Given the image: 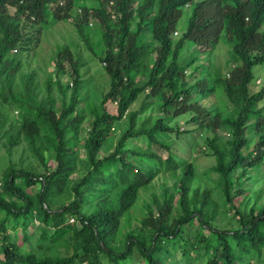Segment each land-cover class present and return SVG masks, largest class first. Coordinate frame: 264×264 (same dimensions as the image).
Here are the masks:
<instances>
[{"label":"trees","instance_id":"trees-1","mask_svg":"<svg viewBox=\"0 0 264 264\" xmlns=\"http://www.w3.org/2000/svg\"><path fill=\"white\" fill-rule=\"evenodd\" d=\"M77 2L0 0V81L10 90L22 66L20 55L39 46L51 16L56 21L75 17L76 28L93 50L90 22L98 20L100 58L110 76L102 101L83 107L87 96L82 93L86 83L82 63L64 45L55 58V82L63 97L60 109L51 97L32 104L13 93L21 109L19 127L11 133L15 127L11 124L0 133V151L4 146L11 152L25 140L45 171L10 165L3 173L0 264H135L137 260L141 264H264V203L259 205L263 192H256L249 213L234 200L246 191L245 182L235 178L237 173L239 178H256L251 172L264 164V107L260 106L264 85L255 92L250 89L256 67L264 63V0H98L94 7L82 4L74 15ZM190 6L187 25L175 39ZM223 35L235 55L229 71H217L211 79L210 74L197 76L190 82L186 67L211 53ZM187 46L194 47L196 55L181 64ZM94 52L99 55L96 48ZM153 55V63H146ZM201 67L196 65L191 75ZM69 71L72 80L64 83ZM218 86L233 105L229 112L202 103ZM142 95L139 108L131 110ZM109 103H114L116 112ZM155 103L162 115L139 122ZM188 112L192 113L188 122L196 125L192 130L213 132L208 137V154L216 157L211 170L219 174L226 202L239 217L233 229L213 225L219 206L212 191L192 187L193 162L178 161L172 146L162 139L181 134L178 123H172ZM123 119L127 125L115 150L99 156L112 127ZM85 121L88 167L72 181ZM1 125L5 122L0 119ZM225 131L229 137L223 140ZM131 141L136 145L129 146ZM160 149L167 152L165 158ZM162 169L175 174L180 170L174 192L164 189L153 195L155 206L149 207L141 225L120 237L140 189L148 187ZM37 184L38 192L29 191ZM67 190L74 192V199L55 206L54 200ZM195 222L198 230L191 236L188 229ZM61 245H74V250L61 255L57 250Z\"/></svg>","mask_w":264,"mask_h":264},{"label":"rangeland","instance_id":"rangeland-1","mask_svg":"<svg viewBox=\"0 0 264 264\" xmlns=\"http://www.w3.org/2000/svg\"><path fill=\"white\" fill-rule=\"evenodd\" d=\"M82 4L94 7L98 5V0H78L77 7L73 11L74 15L80 13V7ZM191 10V6L186 8L185 13L179 21V34L175 35V39L181 35L182 30L187 25V18L190 15ZM74 18L75 17H72L68 21H56L52 16L49 17L45 29L42 31L39 46L34 50L23 52L20 55L22 66L14 78L13 89L10 90L5 83L0 81V91L2 93V95H0V119L5 122V126H0V133H3L4 129L8 128L11 124L15 125L11 133H15L19 127L21 109L14 101L13 93L19 98H26L27 101L30 103L32 102V104L46 101L51 97V99L54 100L56 107L58 109L61 108L63 97L55 82L57 73L55 58L58 50L64 45H69L74 51L76 57L82 63L81 71L84 75L83 78L86 80L82 93L87 96V101L83 104V107L86 108L87 105L99 104L102 101L104 94L110 88V76L106 70L105 61L100 58L102 50V46L99 45L101 35L95 28L98 20L95 18L91 20L90 26L92 29L90 30L89 35L91 44L93 45L94 50L95 48L97 49L99 55L96 54L84 41L75 26ZM16 53L17 52H11V55ZM195 55L196 52L194 51V47H185L182 51L180 63L186 64L187 61ZM234 57L235 55L231 46L223 35L218 45L211 53L200 55V60L192 66L186 67L184 72L190 82H194L197 76L204 77L207 74H210L211 79V76L217 71L226 74L233 63ZM153 59L154 55L148 57L146 63L151 65ZM199 64L202 65L201 70L194 73V75H191L195 66ZM71 80L72 77L69 71L63 77V82L67 83L71 82ZM263 85L264 63L255 69V80L250 85L251 92L258 91ZM143 98L144 95L141 96L139 101L131 106V110L138 109ZM202 103L210 108L216 107L225 112H229L233 109V105L228 101L225 91L221 86H218L213 94L207 98H203ZM260 106L264 107V101L260 103ZM109 109L116 112L114 103H109ZM161 115L162 114L155 103L139 116V122L148 116L156 118ZM191 115L192 113L188 112L187 114L176 118L172 123L173 125L178 123L181 134L177 135L176 133H172L167 136L164 135L162 136V139L172 146L173 154L178 161L193 162L195 167V180L192 187H200L201 189H210L212 191V198L219 206L217 216L212 220L213 225L221 228L233 229L239 225V217L235 214L234 208L231 207L232 205L226 202L219 174L211 170V167L216 163V157L208 154V151H211L208 147V137H211L213 132L207 128L192 130L196 125L188 122ZM89 118L90 116L88 115V119ZM126 125L127 120L123 119L120 124L112 127L105 146L99 153V156H104L115 150L118 137ZM186 129H191V132L183 133ZM88 130L89 126L87 121H85L81 126V135L77 144V148L79 149V159L77 162V168L72 174V181L81 178L88 167L87 150L84 145V138L88 135ZM223 134H225L223 140L229 137L226 131ZM2 141L5 142L6 138H3ZM136 142L140 143L138 140ZM136 142L134 141L133 143L131 141L129 146L136 145ZM252 146L253 144L251 147ZM160 150V154L165 158L167 152L163 149ZM10 165L18 168L25 167L37 173L45 171L44 166L32 155L31 150L27 146V141L25 140L21 144L13 147L11 152H8L6 147L2 146L0 151V184L5 169ZM179 172L180 170L177 171L176 175L172 171L162 169L148 187L140 189L139 198L127 216L128 221H123L122 231L119 235L120 237L129 230L141 225V218L147 215L149 207L155 206L153 195H160L164 189L174 192V183L178 179ZM251 174H254L257 177L254 178L253 176L248 180L246 179L248 176L239 178L240 171L235 176L240 182H245L244 188L246 191L244 194L238 195L234 199L239 209L245 213L250 212L255 203L256 192L260 190L263 192V197H261L259 205L264 203V164L254 169ZM28 189L29 191L36 193L39 191L40 186L37 184L31 189ZM74 196L73 191L67 190L62 196L54 200V205H68L74 199ZM177 198L178 195L176 196V199ZM39 225L40 224L37 222L35 224V229H38ZM198 225V222H195L194 227L188 229V233L191 236L198 230ZM57 250L61 255L71 254L74 250V245H71L69 248L61 245L58 246ZM175 257H177V255ZM137 259L138 258H136V260ZM202 263L203 262L196 261L194 264ZM135 264H141V260H137Z\"/></svg>","mask_w":264,"mask_h":264},{"label":"built area","instance_id":"built-area-1","mask_svg":"<svg viewBox=\"0 0 264 264\" xmlns=\"http://www.w3.org/2000/svg\"><path fill=\"white\" fill-rule=\"evenodd\" d=\"M178 33H179V31H176V32H175V35H177Z\"/></svg>","mask_w":264,"mask_h":264}]
</instances>
